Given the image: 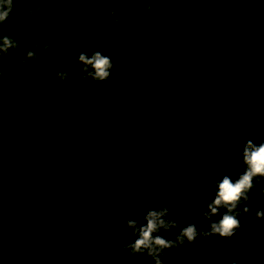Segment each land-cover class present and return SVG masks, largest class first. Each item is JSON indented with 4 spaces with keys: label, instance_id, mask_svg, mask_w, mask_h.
<instances>
[{
    "label": "flooded vegetation",
    "instance_id": "af4514ba",
    "mask_svg": "<svg viewBox=\"0 0 264 264\" xmlns=\"http://www.w3.org/2000/svg\"><path fill=\"white\" fill-rule=\"evenodd\" d=\"M240 3L162 0L147 11L142 0H81L66 12L69 28L59 27L61 12L44 22L47 35L51 40L58 36L60 43L38 41L36 27L22 30L36 29L33 46L30 36H24L19 47L0 60V93L12 84L19 90L15 99L0 94V218L12 223L11 229L0 231V261L11 257L14 264H132L133 259L155 264L145 253L130 254L127 245L135 236L126 222L144 223L148 210L163 207L181 228L194 223L198 230H207L209 221L202 214L216 181L224 175L235 180L244 171L239 155L243 145L249 139L259 145L263 133L257 124L249 130L247 106L223 112L222 107H231V98L221 95L226 84L217 88L218 101L209 100L210 95L192 96L189 91L208 89L207 80L196 74L181 81L175 70L163 66L170 64L168 56L181 52L182 35L205 39L204 45L210 40L204 62L223 66L233 51L223 39V23L227 17L238 21V16L256 13L248 7L256 8L257 1ZM226 5L237 10L229 9L227 15ZM32 8L35 3L16 2L11 15L26 23ZM165 10L170 12L166 19ZM157 24L162 35L151 27ZM95 28L108 31L113 45L110 34L102 32V38ZM77 38L81 41L74 44ZM29 50L36 59H26ZM96 51L115 66L102 81L85 77L78 61L81 52L91 56ZM197 61H202L199 56ZM60 72L67 78L60 79ZM121 75L126 80L118 90L114 82ZM177 85L187 89L179 107L206 98L219 118L229 115L224 117L228 124L197 118L189 123L190 131L179 128L183 112L176 115L172 102ZM195 166L201 168L195 176L205 179L186 185ZM253 184L249 199L238 206L246 204L250 211L239 213L241 226L230 238L198 235L192 243L165 249L162 264H264V217L255 216L264 211V181ZM183 187L186 192L177 200ZM179 231L160 234L175 239Z\"/></svg>",
    "mask_w": 264,
    "mask_h": 264
},
{
    "label": "trees",
    "instance_id": "16d2710c",
    "mask_svg": "<svg viewBox=\"0 0 264 264\" xmlns=\"http://www.w3.org/2000/svg\"><path fill=\"white\" fill-rule=\"evenodd\" d=\"M241 3L238 4V6H243L245 2H248V0H239ZM253 3L256 1H264V0H249ZM81 0H41L40 3H35L36 7H40L41 11L38 12V16H31L27 19V22L24 23V21L17 20L14 16L13 18H8L4 24L2 30L9 31V32H15V31H22L28 27H36L38 30V33L40 37L38 38V41H45L49 44L50 42H56L60 43L57 39L59 38L56 36V39L51 40V37L47 35L46 30L44 28V22L46 20H49L53 16H57L59 12H61L62 17H60L63 22L59 24L60 28H69V26H66L65 21V15L69 8H73L79 3ZM53 5L55 6L53 8ZM249 10H253L254 15L246 14V16H238V21H236L233 17H227L226 21L223 23L222 27L224 28V35L223 39L227 42V44L232 48V55L231 58L226 61H224L223 66L218 67L215 62H204V58L208 52L207 49H209L210 46V40L204 45V40L202 38H199L198 40H192L186 35H182L181 38V44H179L181 52L178 53L177 56L173 55L170 58V64L168 67H164L163 69H170L171 71H174V74L176 77H178L181 81H187L191 78H194L196 74H199L204 77V79L207 80L206 84L208 86V89L205 91L198 92L197 90L189 91L192 96H202V95H210L212 96L209 98L211 101H218L219 99L216 98L217 94V88L220 87V85L223 86V92L221 93L222 97L229 96L228 98H231V101L228 102L227 105H230V108L222 107V110L224 113L228 114L229 111L235 113L239 112L238 110H242L244 106H247V111L245 115L248 117V125L249 130L253 128V124H257L258 128L260 126L261 133H263L264 137V10L263 9H256L248 7ZM223 9H227V15L229 12V9L232 10V12L237 10V8H231V6H224ZM236 16V15H235ZM40 17V19H39ZM73 21V20H72ZM236 21V22H235ZM76 23V22H75ZM86 27H91L89 23H85ZM76 25H72V29L75 28ZM151 27L154 29L155 33L158 35V32L162 35V32L160 29H157V26L151 25ZM80 28H84L81 26ZM245 28V29H243ZM89 29V28H88ZM95 33L98 34V36L104 37V34H110L108 31H102L103 29L95 28ZM92 30V29H90ZM140 30L144 31V34L146 33V28L144 26H141ZM246 30L248 31V34L246 33ZM158 31V32H157ZM245 31V32H241ZM93 32V30H92ZM104 32V34L102 33ZM4 34V33H3ZM121 32L117 30V35H120ZM17 41L24 36H30L31 46H33V32L30 31L29 33H25L18 36L8 35ZM113 37H108V41L110 45H113ZM149 39L147 36L146 39ZM161 39V36L159 37ZM78 40L81 41L80 38L75 39L74 44L78 42ZM150 40V39H149ZM217 41V40H215ZM67 46V44H66ZM65 46V47H66ZM70 46L74 47L75 45L71 44ZM197 56L200 57L202 60L197 61ZM179 59L177 60V58ZM125 60H127V57H124ZM124 61L121 60V64H123ZM195 61V63H194ZM114 67L112 70H114ZM195 71V72H194ZM177 72V73H176ZM157 73L155 74V76ZM207 75V76H205ZM209 76V78H208ZM130 76H128V79ZM126 80V76L121 75L115 82V86L118 87V90H121L122 82ZM87 81H89L87 79ZM90 82V81H89ZM191 82V81H190ZM196 83V82H194ZM16 84L10 85L7 89L8 91L5 92L4 90L3 94L1 96L7 100L10 97H13L15 99L18 89H15ZM194 85V84H192ZM185 86L177 85V92H176V98L172 100L173 103H175L176 108L169 103V107H174L176 109V115H182L183 112V118L182 121H184L182 124H176L177 126H181L179 128L183 129L186 128L188 131H190V128L192 127L190 124H192L197 118L199 119H206L209 120V122H221L224 124H228V121L224 119V117H228L226 115L223 116V119L219 118V112L217 113L216 110H214L213 107L210 106V103L205 101L206 98H199L195 102H187L185 101V104L182 105V107L178 106V103L180 101V97L187 92L186 90H183ZM71 90V89H70ZM72 91V90H71ZM151 96L150 93L147 94V97ZM155 104H158L157 101H154ZM180 111V112H179ZM197 113V115H196ZM193 121V122H192ZM190 123V124H189ZM231 130L228 131L227 134H230ZM190 137V136H189ZM194 137V136H193ZM191 138V137H190ZM197 138V137H194ZM193 139L190 141L192 143ZM201 168L194 167L193 173L190 174L189 180L187 181V184H190L189 181L193 180V182H196L197 179H205V176L197 177L195 176V172L198 171ZM147 179H152L150 176L147 177ZM264 181V177H256L253 180V183H261ZM187 189V187H186ZM185 187H183L180 191V194L176 196L177 200H180L182 198V195L186 192ZM12 228V223L10 219L3 220L0 218V231L7 230ZM114 236V235H113ZM115 237V236H114ZM140 256V255H139ZM132 260V264H139L135 262V260ZM0 264H14L13 258L8 257L6 260L0 261ZM147 264V263H146Z\"/></svg>",
    "mask_w": 264,
    "mask_h": 264
},
{
    "label": "clouds",
    "instance_id": "9594fccd",
    "mask_svg": "<svg viewBox=\"0 0 264 264\" xmlns=\"http://www.w3.org/2000/svg\"><path fill=\"white\" fill-rule=\"evenodd\" d=\"M16 2H32L40 3L41 0H0V60L9 49H16L19 43L16 39L4 35L2 28L4 22L13 13V6ZM148 5L147 11H151V3L162 2V0H142ZM41 11L40 7L28 10L29 15H35ZM110 14L115 15L113 9H109ZM170 15L168 10L163 12L166 19ZM160 25L157 24V27ZM44 49L48 50V45H44ZM27 60L36 59V54L29 50L25 54ZM78 61L83 65L82 73L85 77H91L97 81H102L110 75L112 68L111 59L101 54L99 51L94 52L91 56L81 52ZM22 63L24 61H21ZM66 72L57 73L60 79L67 78ZM240 159L244 165V171L233 180L230 176L224 175L215 183V194L207 204V210L203 212V217L209 221L207 230L200 231L194 223H190L184 227H180L177 221L171 219L168 215V208L148 210L144 216V223L138 222L136 219H129L126 223L132 229L134 240L127 245L130 254L139 256L142 253L152 257L155 264H162L160 254L169 248L183 246L187 241L192 243L197 236H220L230 238L235 230L239 228V213L242 211L247 213L250 208L245 204L242 209H238L241 201L249 199L248 193L254 187L253 180L256 177H264V142L257 145L253 140H247L242 148ZM212 186H210L211 188ZM225 211L221 214L220 209ZM220 216V219L212 220L214 216ZM256 218L264 217V211H257ZM173 228H180L175 239H167L160 233L162 231H171Z\"/></svg>",
    "mask_w": 264,
    "mask_h": 264
},
{
    "label": "water",
    "instance_id": "95a60500",
    "mask_svg": "<svg viewBox=\"0 0 264 264\" xmlns=\"http://www.w3.org/2000/svg\"><path fill=\"white\" fill-rule=\"evenodd\" d=\"M257 9H263L264 10V1H257L256 3V6H255ZM33 32L36 33V29L32 28L31 29ZM3 31V30H2ZM4 34H8V35H20V34H23L25 33V31H15V32H12V33H9V32H5L3 31Z\"/></svg>",
    "mask_w": 264,
    "mask_h": 264
}]
</instances>
